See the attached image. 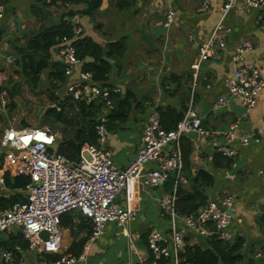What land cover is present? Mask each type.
<instances>
[{
  "label": "crops",
  "instance_id": "1",
  "mask_svg": "<svg viewBox=\"0 0 264 264\" xmlns=\"http://www.w3.org/2000/svg\"><path fill=\"white\" fill-rule=\"evenodd\" d=\"M201 1L101 0L100 6L88 16L84 13L87 10L85 3L3 0V17L0 18V95L6 107L0 110V117L7 119L8 105L15 104L9 110L13 111L17 106L15 97H19L18 93L10 96L7 77L20 78L15 74L18 64L9 59H16L18 49L43 30L69 20L71 27L75 22L81 28L80 36H90L101 45L122 43L125 51L121 56L111 58L110 69L104 83H101L120 89L114 95V105L118 99L127 96L130 99V106L124 109L127 113L123 121L117 117L109 118L114 108L105 117L106 146L112 152L114 163L124 168L133 161L142 143L143 127L152 113L159 114L163 127L172 129L177 117L181 114L183 117L192 101L193 108L205 123L203 128L207 135L198 139L194 133H190L184 136L186 140L181 141V146L184 150L190 147L192 175L202 169L211 177V182L203 188L206 203L197 210L211 201L220 203L229 195L235 201V211L231 214L229 225L232 238L221 242L234 246L238 244L239 248L235 251L238 257L219 264H264V88L256 105L247 110L239 97L228 94L225 85V79L245 62L258 65L264 76V6L260 10L243 8V0H236L223 19L227 28L225 49L202 61L196 69L198 46L221 19L220 10L227 0H206L210 10L197 12ZM168 9L174 10V18L171 25L165 28L160 22ZM243 38L250 40L254 47L244 53L240 60H235L234 44ZM62 40L50 48L52 63L58 62L56 51ZM46 73L43 72L42 76L45 77ZM56 90L63 91L60 86ZM220 95H225L226 102L217 111H212V103ZM97 115L98 111L94 123ZM234 123L237 125L233 128L231 125ZM8 125L12 124L9 122ZM227 131L235 135L230 142L224 136ZM53 132L60 136L57 130ZM250 134L258 141L251 140L242 145V137ZM59 140L62 141L61 136L57 138L58 145ZM224 145L236 149V156L234 159L226 157L229 158L228 162L218 159L215 164V155ZM1 163L0 157V209H3L13 202L25 200L23 186L27 178L4 170ZM151 167L153 163L145 166L146 169ZM175 181L170 177L156 187L137 181L130 199L123 191L120 192L115 202L135 208V218L124 227L107 224L82 264H140L142 259H151L149 235L157 231L170 236L172 220L178 221L185 215L179 213L176 206L178 187L186 191L191 189L183 170L182 179L176 183L174 214L160 206L162 195L173 191ZM70 215V222L61 226L62 246L60 253L54 254L56 258H53V254L38 255L28 250L20 230L13 226L0 232V264L3 251L12 253V264L18 258L27 264H51L60 254H79L84 243L82 239L86 240L91 232V221L78 212ZM216 239L212 235L186 231V241L191 246L211 249L210 241Z\"/></svg>",
  "mask_w": 264,
  "mask_h": 264
},
{
  "label": "built area",
  "instance_id": "2",
  "mask_svg": "<svg viewBox=\"0 0 264 264\" xmlns=\"http://www.w3.org/2000/svg\"><path fill=\"white\" fill-rule=\"evenodd\" d=\"M235 4L236 0H227L222 5L221 19L198 46L197 63L194 65L196 69L202 61L225 49L227 28L223 19ZM263 6L264 0H243L242 4L243 8L257 10ZM209 10L206 0H202L197 6V12ZM1 17L3 0H0ZM173 18L174 10L168 9L160 24L167 28ZM72 33V37H62V44L57 47V61L64 67L66 80L60 86L63 91H55L57 100L49 106L60 111L59 102L67 98L87 105L97 104L98 115L93 125L96 143L84 142L79 145L77 157L72 159L58 150V135L47 125H8L2 128L0 136L3 169L27 178L23 186L25 200L13 202L0 209V232L15 226L23 235L28 250L38 255L58 254L62 246V215L78 212L91 221V232L79 254H60L51 264L85 263L92 244L102 235L107 224L115 223L124 227L134 219L136 209L128 204L119 205L115 198L123 191L126 198L130 199L137 181L156 187L173 177L176 180L173 191L162 195L160 206L174 214L176 183L182 179L183 170L181 139L190 133H194L198 139L207 135L192 101L172 129L162 127L159 114L154 112L143 127L142 143L135 158L126 167H118L112 159L110 148L106 146L105 117L114 108V95L119 93L120 89L97 83L92 72L80 67L82 60L76 56L72 44L81 34V28L75 22H72ZM253 47V43L248 39L238 40L234 44V59L240 60L243 54ZM9 61L15 62V58ZM225 85L228 94L239 97L248 110L257 103L264 88V76L258 65L245 62L234 70L232 76L225 79ZM225 102V95H220L212 103L211 110L217 111ZM5 107L6 103L0 95V110ZM236 125L237 123H234L231 126L234 128ZM261 133L262 130L259 131V134ZM224 136L228 142L235 138L232 131L225 132ZM251 140L258 141V138L253 134L244 136L241 144L245 145ZM218 151L231 159H234L237 153L236 149L227 145L219 147ZM147 163H153V167L146 169ZM234 211L235 201L229 195L220 203L211 201L194 213L182 215L178 221L172 220L170 236L157 231L149 235L151 259H142L140 264H179L181 254L188 246V230L201 235H212L221 240H230V217ZM42 232H46V237ZM1 257V264H12L10 251H3ZM14 264L27 263L18 258Z\"/></svg>",
  "mask_w": 264,
  "mask_h": 264
},
{
  "label": "trees",
  "instance_id": "3",
  "mask_svg": "<svg viewBox=\"0 0 264 264\" xmlns=\"http://www.w3.org/2000/svg\"><path fill=\"white\" fill-rule=\"evenodd\" d=\"M69 3H85L87 5L84 13L91 16L95 10L100 6L101 0H63V2ZM72 27L70 21L63 20L60 25L54 28L45 29L40 32L36 37L30 39L27 44L22 45L16 55V63L18 69L15 74L20 78L19 80L10 83L9 92L10 96L23 91V87L32 96H45L48 104L56 101L57 98L54 94L56 88L61 86L64 82L63 66L61 63H52L50 61V48L60 42L62 37H72ZM76 56L82 60V69L92 72L95 81L99 84L104 83L106 75L110 69V60L114 56H121L125 51L122 43H107L101 45L97 41L93 40L90 36H77L72 42ZM88 59V60H87ZM47 72L43 77V72ZM41 83L43 86L41 88ZM118 98V97H116ZM120 98V97H119ZM65 100H70L69 98ZM120 100V99H118ZM115 103L109 118L117 117L123 121L126 118L125 107L130 106L129 96L121 98L118 103ZM64 101V100H63ZM73 102L72 109L75 113L74 131L70 140L62 141L58 145V150L72 158L76 159L78 154V145L84 142L96 143V135L93 130L95 114L99 109L97 104L85 105L83 102ZM76 102V103H75ZM60 103V102H59ZM61 105V104H60ZM9 110L15 107L14 103H10ZM71 107V106H70ZM63 109L61 106L60 111H56L53 108H47L44 111V115H51L53 118L45 122L49 124L50 128L56 131V126L61 123ZM182 118V114L179 115L176 122ZM27 124L26 122H24ZM172 125L173 126H175ZM1 125V119H0ZM41 126V125H32ZM48 126V125H47ZM163 127V126H162ZM167 129V127H164ZM2 128L0 126V136ZM185 137L181 141H185ZM184 142H182L183 144ZM190 147L186 150L181 146V152L183 156V172L184 177L191 184V189L186 191L181 186L177 190L176 206L179 213L188 214L196 211L197 208L206 202V197L203 193V188L211 182L210 175L199 169L195 175L191 173V163L189 160ZM224 159L226 162L229 158H226L221 153H216L215 164L218 163V159ZM172 179V178H171ZM27 181V180H26ZM26 181L24 183H26ZM200 181V183H198ZM70 212L62 215L60 225H66L70 222ZM85 239H82L84 242ZM222 240H211V249H203L198 245H188L186 250L181 254L179 264H219L220 262H226L227 259H236L238 256L235 254L239 245H229ZM54 255V254H53ZM47 256V255H46ZM53 258H56L54 255Z\"/></svg>",
  "mask_w": 264,
  "mask_h": 264
},
{
  "label": "rangeland",
  "instance_id": "4",
  "mask_svg": "<svg viewBox=\"0 0 264 264\" xmlns=\"http://www.w3.org/2000/svg\"><path fill=\"white\" fill-rule=\"evenodd\" d=\"M8 84L17 81L13 76L7 77ZM11 85V84H10ZM43 85H41V88ZM19 97H15L16 101V108L13 111L8 110V117L7 119H1V128L7 126L9 122L12 125L16 126H26V125H48L45 122V119L50 121L53 117L51 115H44V111L47 108H50L47 100L45 99V96L37 95L32 96L27 92V90L23 87V91L18 95ZM11 98V97H10ZM76 103V102H75ZM63 109V115L62 120L59 125L56 126V130L59 132L62 139L65 141L70 140V137L73 134L74 131V119H75V113L73 102L72 100H64L60 102ZM71 106V107H70ZM73 107V109H72ZM26 122L27 124H25ZM51 127V126H50ZM58 135V137H60ZM61 141V140H59ZM75 213L77 212H70ZM80 215V213H79Z\"/></svg>",
  "mask_w": 264,
  "mask_h": 264
},
{
  "label": "water",
  "instance_id": "5",
  "mask_svg": "<svg viewBox=\"0 0 264 264\" xmlns=\"http://www.w3.org/2000/svg\"><path fill=\"white\" fill-rule=\"evenodd\" d=\"M88 60V59H87ZM205 123H204V121H202L201 122V125L203 126ZM78 148H79V145H78ZM42 235L44 236V237H46V232H42Z\"/></svg>",
  "mask_w": 264,
  "mask_h": 264
},
{
  "label": "clouds",
  "instance_id": "6",
  "mask_svg": "<svg viewBox=\"0 0 264 264\" xmlns=\"http://www.w3.org/2000/svg\"><path fill=\"white\" fill-rule=\"evenodd\" d=\"M80 36V35H79Z\"/></svg>",
  "mask_w": 264,
  "mask_h": 264
}]
</instances>
